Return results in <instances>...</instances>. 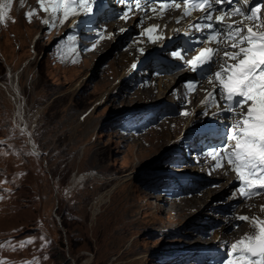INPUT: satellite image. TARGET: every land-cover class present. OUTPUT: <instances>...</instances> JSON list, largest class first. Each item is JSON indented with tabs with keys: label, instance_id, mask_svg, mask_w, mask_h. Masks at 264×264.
<instances>
[{
	"label": "rangeland",
	"instance_id": "374dc122",
	"mask_svg": "<svg viewBox=\"0 0 264 264\" xmlns=\"http://www.w3.org/2000/svg\"><path fill=\"white\" fill-rule=\"evenodd\" d=\"M109 2L123 12L116 1ZM81 8L84 11L68 16L62 26L64 15L54 14L40 0H0V240L7 242L0 248V264H160L157 255L173 246L226 242L231 249L246 236L258 234L251 222L238 219L240 228L247 225L244 235L242 228L229 223L234 207L228 209L226 201L231 193L222 194V181L204 174L197 190V184L184 180L187 189L182 195H195L185 204L172 202L178 196L166 195L165 201L155 175L173 172L165 163V150L174 135L159 132L153 140L142 139L160 123L166 130L178 124L177 134L181 133L180 115L164 106L172 99H160L159 112L166 114L136 134L140 136L133 142L119 137L111 121L129 108L156 103L153 89L151 99L131 95L133 82L122 78L124 68L145 57L151 66L140 65L137 79L146 76L148 82L153 72V79L169 72L153 71L161 66L160 58L150 55L153 46L141 51L140 59L124 63L121 52L143 30L119 16L112 20L117 23L114 30L105 29L107 22L99 20L96 29L102 27L109 35L82 37L76 54L68 27L74 18L89 14ZM168 52H162L164 57ZM120 70L111 77L112 71ZM177 77L159 85L160 97ZM182 171L186 178L197 174L191 168ZM180 185L168 182L160 188L172 192ZM262 205L264 198L243 208L255 213Z\"/></svg>",
	"mask_w": 264,
	"mask_h": 264
},
{
	"label": "snow or ice",
	"instance_id": "6c2138e0",
	"mask_svg": "<svg viewBox=\"0 0 264 264\" xmlns=\"http://www.w3.org/2000/svg\"><path fill=\"white\" fill-rule=\"evenodd\" d=\"M40 2L43 4V0ZM134 2L139 9L140 0ZM158 2L161 9H166L168 4L173 2L178 9L183 3L186 6L185 16L191 15L189 8L199 9L205 13L199 23L192 25L197 31L207 29L202 35L204 38L199 41L203 46L186 63L191 70H195L215 60V69L220 70H215L214 74L208 77L207 82L216 81L214 87L217 90L210 95L219 96L224 101L223 111L220 113L231 114L228 145L234 149L229 152L223 147L205 154L216 161L214 168L218 169L222 166V162H226L235 172L237 180L242 184L238 191L245 201L243 206H246L247 201L252 197L264 195V32L259 31L261 22L258 15L264 9V2L251 7H246L249 0H158ZM73 5L84 6L86 12L92 13L95 0H59L51 10L55 14L62 8L63 15L67 18L70 12H75ZM216 5L220 7L217 8ZM224 5L231 7L225 9ZM213 13L216 14L215 21H213ZM31 15L32 13H28L27 17L30 18ZM233 15L242 18L236 23L247 20L253 22L252 26H247L245 29L222 23L225 16ZM2 18L0 16V19ZM123 18L125 13L120 17ZM158 27L149 29V34ZM245 30L246 35L241 36L240 33ZM221 36L226 39H219ZM212 42L217 45L224 44L225 48L230 44L233 49L239 48V53L225 51L224 56L220 57L219 47L216 49L204 47ZM173 55L182 58L179 51ZM227 58L237 63L227 65ZM187 84L192 88V85L197 83ZM213 103L216 101L214 100ZM183 115L187 116L188 113L184 112ZM261 207L264 209V205ZM238 219L251 222L258 230V234L246 236L238 244H232L231 252L234 258L228 260L227 264H264V220L251 219L244 215L239 216Z\"/></svg>",
	"mask_w": 264,
	"mask_h": 264
},
{
	"label": "bare ground",
	"instance_id": "6f19581e",
	"mask_svg": "<svg viewBox=\"0 0 264 264\" xmlns=\"http://www.w3.org/2000/svg\"><path fill=\"white\" fill-rule=\"evenodd\" d=\"M98 4L100 6V0H98ZM123 9H125V7H123ZM60 13L63 14V11H61ZM128 13L129 14H127V16H125V18L122 19V21L128 18V23L133 22L135 25V29L139 27L140 30H143V32L140 33V36L137 37L136 42L132 40L129 44H127L126 48L123 49V51L121 52V56L124 59V63L136 57L137 59H140L141 57L138 56V54L145 49H151L153 46L155 49L152 52L157 54L160 58H162L164 60L162 62H165V65H161V67H157V68L161 69V71L165 70L167 73L169 72V74L165 76H161V78L158 77L157 79H153L156 78V74L153 72L150 74L152 79L148 82H145V80L147 79L146 76H144L143 79H137L135 74L140 69V67H137L135 63H133L130 67L128 68L126 67L127 69L126 68L123 69L122 72L124 71L125 72L123 73L122 78L124 80L133 82L131 86L129 85V87L133 89V92L131 93L132 96H137V97L142 96L143 99H151L152 95H148L149 92H153L152 89L156 91V97H157L156 103L154 105H150L149 109L160 108L161 105H163V101L160 100L161 98H163L164 100L165 99L167 100L166 96L168 98H171L172 102L169 101L170 103L164 104V106L165 108H168L169 111H174L173 113L174 115L177 114L180 115L178 116L179 117L178 120H182L184 124L180 131L181 133L177 134V129L181 127V126L177 127L178 124H176V126L170 124V129L166 130L167 126L164 125L163 123H160L158 126L151 127L150 129L147 130V133L150 131L152 132L150 136H147L145 139H142V142L147 140H153L155 137L158 136L159 132H165L169 134L173 133L174 137L172 138L170 137L171 139L169 138L170 142H168L169 144L167 145V148L170 149L168 151L165 150V154L173 153L175 151L178 152V148H180V146H183V148H185L187 154L186 159L189 160V164L186 165V168L187 169L191 168L192 170L196 171L197 174H199V175L197 174L191 175L190 177L191 179L188 178V180L197 184L196 190L203 185L204 175L205 177L212 179L213 181L216 180L222 181V183H220L221 186L220 191H222V194L231 193V195L228 197L226 201L229 202L227 208L232 209L234 207V214L229 219V223H232L233 225L234 223L237 224L239 216L244 215L249 217L252 214L257 215L258 219L264 220V209H262V207H259L257 211L253 213L254 209L245 210L243 206L240 205V198L235 191V186L237 182L236 174L230 168V166L226 162H222V166L220 168L218 169L214 168L213 166L216 161L211 156L205 154L208 151L214 150V147L223 145L224 141H226V146L224 147L227 148L229 152L233 151L234 149L228 145L229 138H227L226 140L224 135H220L219 133L216 132V130H218L219 132H225L227 130V127L228 128L230 127V119H231L230 113L227 112L220 113L223 111L224 101L221 100L219 96L210 95L211 93H214L217 90L214 87L216 81L213 80L212 83H209L207 82V80L206 81L201 80L204 79V76H206L205 72L207 71L206 69H203L202 66H200V68L198 67L197 70H195L194 72H192V70L189 67L183 70H178V67H176V65L179 63L185 65L186 61L191 60L193 56L197 54V50L203 46L200 45L199 47L196 48L193 54L186 56L184 54L186 52L185 50L186 48L181 45V41L184 38V35L186 34H189L188 39L191 41L198 37L195 31L193 30L194 27L192 28V24H188L189 22L195 19V16H192L186 20L184 17L185 8L180 6V8L177 9L175 3L172 6L168 5L166 9H161L159 4L149 5V3L146 1H140L139 9H137L135 4L134 11L130 10L128 11ZM197 14L202 15V13H197ZM70 15H72V12H70L69 17ZM204 15L205 14L203 13V16ZM65 21H66V17H62L60 25L62 24L64 25ZM116 25H114L113 22H110L105 24L104 27L105 29L108 28L109 30L111 29L114 30L116 28ZM154 26H159V27L156 30L152 31L151 34H149L148 30L154 28ZM69 27H71V25ZM71 28H72L71 31L72 32L75 31L76 34V36L74 37L75 39L74 41H72V43L74 46L73 51L77 54L78 49L81 48L78 42V37L82 35L81 30L82 28H84V26H82L81 22L79 21L77 25H74ZM105 29L101 27V29H99L97 33H102ZM204 32H206V30L202 31V33ZM182 34L183 37L181 36ZM108 35H109L108 32H103L102 35L103 39H105ZM94 38L95 37H93V39ZM136 46H138L137 49ZM204 47H212L213 49L219 47V50L223 52L225 48L224 44L217 45V43L215 42L204 45ZM165 50H169V52L167 53L169 56L167 58L164 57L162 53ZM178 51L181 53L182 58H177L176 56L173 55ZM220 57L222 56L220 55ZM140 65H144L145 67L151 66L148 58L144 59V57L140 59ZM199 69L202 70L201 74L197 73ZM121 70L116 73L112 71V73L110 74L111 77L114 76L116 78L118 74L121 72ZM215 70L219 71L220 69L219 68L215 69L214 67L213 71L211 72V75L214 74ZM15 76L16 75H13V78ZM170 76L172 77L180 76V77H177V80L174 81L172 84H168V85L166 84L168 93L170 91L172 92H170L169 95L168 93H166L163 95V97H160L159 85L164 86L165 83L170 82L168 80ZM157 80L158 82L156 83ZM13 81L14 79L12 80V89H13ZM188 82H194L197 84H194L192 85V88H189L187 84ZM177 83H180L179 86L180 88L176 86ZM13 91L17 93L16 90L13 89ZM16 96L18 97V99H20L19 95ZM214 100L219 101L218 106L213 105ZM17 108L20 113L22 108L20 106H18ZM184 112H187L188 115L187 116L183 115ZM215 116H217V119L213 118ZM21 119L22 118L19 116V121L22 123ZM175 119H173L174 121L171 119L170 120L171 122L175 123ZM166 120L168 119H164V121ZM207 121L215 123L214 124L215 129H212L211 132L206 131L208 130L206 129V126H209L210 124H206V126L199 127L201 123L204 124ZM234 122L235 121H233V123ZM116 123L119 127L124 126L123 122L119 119L118 121H116ZM21 126H23V128L25 129V124L24 125L21 124ZM125 136L126 135H120L119 137L127 141L133 142L140 135H135V136L129 135L127 138ZM186 168H182V170ZM175 176H180V175L176 173ZM220 186L218 185L217 187ZM217 187L216 190H219V188ZM186 189H187L186 187H181L182 191H185ZM190 191H194V189H191ZM200 194L201 191L196 195L200 196ZM165 196L166 195H163L162 197L165 199L166 202H168ZM194 196L195 195H186V196L178 195L179 198L172 199V202L185 204L187 200H190ZM238 204L239 206L236 207V205ZM241 228H240L241 235H244L246 232L243 231V229L244 228L246 229L247 225ZM238 229H236L234 232H237Z\"/></svg>",
	"mask_w": 264,
	"mask_h": 264
}]
</instances>
